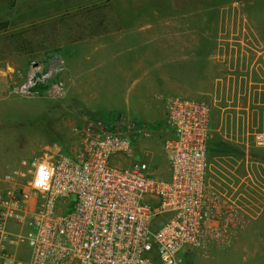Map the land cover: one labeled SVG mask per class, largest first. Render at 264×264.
<instances>
[{"label":"rangeland","instance_id":"obj_1","mask_svg":"<svg viewBox=\"0 0 264 264\" xmlns=\"http://www.w3.org/2000/svg\"><path fill=\"white\" fill-rule=\"evenodd\" d=\"M113 1L0 0V69L8 81L0 93V175L15 169L28 177L36 159L79 153L89 135L120 129L135 134L132 154L112 157L110 166L145 163L150 178L169 180L167 89L209 103L208 188L255 213L261 198L247 169L254 161L264 172V0H150L144 7L160 16L152 18L151 34L135 33L140 24L117 17ZM134 54L151 57L153 86L142 97L131 90ZM55 56L65 65L55 79L61 91L51 82L48 91L38 85L30 95L15 92L31 66ZM239 247L209 242L178 257L183 264H264Z\"/></svg>","mask_w":264,"mask_h":264},{"label":"built area","instance_id":"obj_2","mask_svg":"<svg viewBox=\"0 0 264 264\" xmlns=\"http://www.w3.org/2000/svg\"><path fill=\"white\" fill-rule=\"evenodd\" d=\"M64 70L58 56L35 64L15 92L30 95L38 85L48 91L51 82L61 91L55 79ZM209 114L203 98L165 100L169 180L150 178L145 163L130 170L110 166L112 157L132 154L135 134L120 129L89 135L79 153L36 159L28 177L7 171L0 177V264H183L182 249L230 243L233 230L264 214V172L254 161L247 169L261 198L255 213L237 197L208 188ZM258 143L264 146V136ZM21 244L26 261L17 258Z\"/></svg>","mask_w":264,"mask_h":264},{"label":"crops","instance_id":"obj_3","mask_svg":"<svg viewBox=\"0 0 264 264\" xmlns=\"http://www.w3.org/2000/svg\"><path fill=\"white\" fill-rule=\"evenodd\" d=\"M116 1L118 2V8H117V17L121 18H128V22L130 24L138 23L140 24L139 27H135V33H148L150 31V34L152 33V18L153 17H160L158 14H152L148 12V9L145 5L146 2H149L150 0H114L116 5ZM197 1V0H196ZM121 2V3H120ZM199 2V1H198ZM147 4V3H146ZM120 5H122V8H120ZM220 7H227L226 5H219ZM232 6V5H231ZM139 18L142 19L141 23ZM145 18L147 20H145ZM161 21V20H160ZM128 23V24H129ZM140 35V34H138ZM146 36V35H144ZM137 37V35H136ZM143 37H141L142 39ZM147 38V37H146ZM145 38V41H146ZM136 39V38H135ZM138 39H140L138 37ZM137 39V40H138ZM136 41V40H135ZM143 41V43H145ZM137 46L140 47L138 44ZM181 47V45L179 46ZM146 54V53H145ZM141 56L140 54L137 56L134 54V61H135V69L129 70V74L133 76L135 79L133 82V86H131V90L135 92V97H142L145 96L147 91H150L152 88V77H151V71L150 68L147 67L150 62H148V58H151L150 56L146 55ZM5 73L2 72L0 69V93L5 92L8 88V81L7 76ZM134 75H136L134 77ZM137 78V79H136ZM164 90V89H163ZM166 92L169 94L168 97L174 96L170 95L172 94L169 92L170 90L165 89ZM145 92L142 94V92ZM167 97V98H168ZM164 112H165V105H164ZM170 136V135H169ZM168 136V137H169ZM2 175H0L1 177ZM232 245H237L242 251H244L247 255L250 257H264V214H254V216L249 219V222L246 226L241 228L239 233L232 234L231 240ZM18 248V247H17ZM16 248V251L18 252L17 258H21L22 260L25 259V261L28 258V252ZM13 249L10 247L9 250ZM23 254V255H22Z\"/></svg>","mask_w":264,"mask_h":264},{"label":"trees","instance_id":"obj_4","mask_svg":"<svg viewBox=\"0 0 264 264\" xmlns=\"http://www.w3.org/2000/svg\"><path fill=\"white\" fill-rule=\"evenodd\" d=\"M5 27H6L5 24H0V30H3ZM221 150L223 152H232L233 151L231 149H227V148H223V147H221Z\"/></svg>","mask_w":264,"mask_h":264}]
</instances>
